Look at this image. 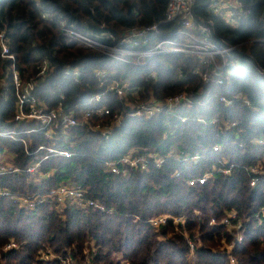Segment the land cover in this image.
I'll list each match as a JSON object with an SVG mask.
<instances>
[{
  "label": "trees",
  "instance_id": "trees-1",
  "mask_svg": "<svg viewBox=\"0 0 264 264\" xmlns=\"http://www.w3.org/2000/svg\"><path fill=\"white\" fill-rule=\"evenodd\" d=\"M244 1L253 15L238 28L231 29L215 19L214 42L218 45L264 38V26L259 21L264 0ZM168 2L0 0V33L5 32L9 38L22 81L37 77L44 58L51 63L50 72L34 91L37 101L49 109L62 104L80 118L96 107L90 103L94 94L125 80L132 88H142L141 100L150 94L160 100L188 92L196 103L192 108L165 110L141 121L128 116L125 101L111 92L98 107L122 115V121L108 140L82 127L60 128L54 139L48 140L43 131L25 133L37 124L14 121L17 97L12 62L0 58V132L16 131L32 152L28 156L20 141L0 138V168L7 157L13 158L19 169L18 173L0 175V191L42 195L61 184L77 185L88 198L112 210L68 205L59 211L52 203L27 210L12 199L0 197V264H86L88 260L91 264H230L226 255L212 251L214 246L219 247L222 236L228 235L226 227L211 228L209 222L213 217L222 221L231 211L245 221L244 243L234 251L238 264H264V219H255L264 207V182L252 188L246 170L264 158V146L257 144L264 139V46L243 47L237 54L241 67L233 68L229 83L221 86L206 84L192 75L194 69L203 68L195 57L162 56L143 68L136 67L68 42L54 20L62 16L68 26L88 34L101 32L104 25V30L120 39L134 27L161 22ZM206 9L207 1L199 2L195 13L207 15ZM68 69L81 72L79 83L66 75ZM95 71H105L109 76L100 80L94 77ZM152 73L157 74L156 79L150 78ZM2 81L6 86L1 87ZM221 95L237 100L232 107H225L218 103ZM102 121L112 122L113 115ZM217 145L221 152L213 151ZM40 146L70 151L73 156L36 152ZM133 150L153 151L159 156L199 152L203 157L197 165L169 158L159 168L151 165L146 172L130 170L125 176L109 171L108 163ZM222 157L238 166L230 177L217 174L204 185L188 184L211 172ZM39 162L37 173L47 177L36 185L34 175L27 170ZM161 215L184 217L186 226L177 230L169 221L157 232L149 221ZM162 236L165 240H160ZM189 239L197 245L192 257ZM11 243H16L17 249H7ZM49 253L60 260L42 259Z\"/></svg>",
  "mask_w": 264,
  "mask_h": 264
},
{
  "label": "built area",
  "instance_id": "built-area-1",
  "mask_svg": "<svg viewBox=\"0 0 264 264\" xmlns=\"http://www.w3.org/2000/svg\"><path fill=\"white\" fill-rule=\"evenodd\" d=\"M207 1V15L197 16L195 7L199 2ZM253 15L252 8L244 0H169L164 19L159 23L143 27H134L126 32L120 39L110 31L104 30L99 33H84L73 26H68L62 16L54 20L60 25L61 36L70 43H75L87 50L101 52L116 61H122L136 67H145L152 59L162 56L182 55L186 57H195L203 68H196L192 75L198 76L206 84H215L224 86L229 83V73L233 68L241 67L240 58L237 54L242 48L249 45L264 46V38H255L228 46H220L214 42L215 19L224 22L231 29L238 28L242 22L248 21ZM50 18V15H45ZM260 23L264 26V10L259 17ZM0 58L12 62L11 71L13 73V82L17 97V110L14 121L22 124H37L27 130L26 134L43 131L46 139L52 140L56 136V131L62 128L68 130L72 128H85L88 131L99 134L103 139L108 140L122 121V115L113 114L109 108L98 107L106 96L114 92L118 97L125 101L127 115L135 119L144 121L150 120L165 110L176 112L180 107L192 108L195 105V99L188 92H182L168 96L164 99H157L153 94L146 100H141L140 93L142 88H132L128 80L115 81L103 91L94 94L90 103L96 107L83 112L80 118H77L73 111L68 110L62 104L55 109H49L44 104L37 101L34 91L38 84L43 81L50 72L51 63L48 59L41 61L39 72L36 78L23 82L15 67V55L12 53L9 38L5 32L0 33ZM182 75V72H179ZM264 76V70L261 71ZM66 75H72L75 82L79 83L81 72L78 69L66 71ZM109 75L105 71H95L94 77L100 80ZM150 78L156 79L157 74L152 73ZM6 86V82H1V87ZM147 96V95H146ZM63 98V97H62ZM218 103L225 107H232L237 98L221 95L217 97ZM246 105H250L248 100H244ZM113 115L112 122L102 121L105 117ZM95 119L99 121H95ZM183 122L185 118L181 119ZM227 125V127L235 126ZM1 137H8L15 141H20L26 146V153L32 156L28 148V142L19 138L16 131L0 132ZM257 144L264 146V139H259ZM48 150L50 154L71 158L73 154L70 151H58L45 146H40L36 152ZM221 146L213 147L214 152H221ZM8 156V155H7ZM203 155L199 152L195 154H186L184 152H173L169 156H159L153 151L133 150L128 155L123 156L118 161L108 163V169L116 175H127L130 170L146 172L151 165L161 167L169 158L174 161L197 165ZM47 158V157H46ZM45 158V159H46ZM41 162L33 165L27 171L34 175L36 185L46 179L47 175L37 173ZM238 168L234 163H230L225 158H219L211 172L202 177L194 178L188 181L190 186L197 183L204 185L207 181L214 178L217 174L230 177ZM251 175V187L255 188L259 183L264 182V158L258 160L255 165L246 168ZM11 172L18 173L12 159L4 158L0 168V175H7ZM180 174L177 173L176 176ZM0 197L12 199L22 208L34 210L40 205L52 203L57 206L59 211H63L68 205H76L80 208H91L101 212H112L107 210L100 202L87 197L86 192L81 186L71 184H61L52 188L46 194L38 195H13L8 190L0 191ZM199 214V213H197ZM255 219L261 221L264 219V207L255 215ZM169 221H172L177 230L184 229L186 219L184 217H173L161 215L149 221V224L159 232ZM250 218L246 220L247 223ZM245 221L239 217L238 212L231 211L226 214L222 221L211 218L209 225L211 228L220 226L226 227L228 235L222 236L220 245L213 252L224 254L228 257L230 264H238L234 255L236 247L242 246L245 235ZM185 236L186 233H184ZM160 240H165L162 236ZM190 256L192 257L197 249V245L189 239ZM7 249H17L16 243H11ZM42 259L47 261L60 260L59 257L49 253L43 254ZM69 261H62L67 264ZM70 263L73 264L72 261ZM89 264H91L89 262Z\"/></svg>",
  "mask_w": 264,
  "mask_h": 264
},
{
  "label": "rangeland",
  "instance_id": "rangeland-1",
  "mask_svg": "<svg viewBox=\"0 0 264 264\" xmlns=\"http://www.w3.org/2000/svg\"><path fill=\"white\" fill-rule=\"evenodd\" d=\"M169 236H170V235H169ZM169 236H168V237H169ZM222 238H223V237H222ZM193 242H194V241H193ZM194 243H195V242H194ZM219 243H220V242H219ZM217 247H218V245H217ZM212 248H213V247H212ZM214 249H216V247H215V246H214ZM43 253H45V252H43ZM236 259H237V258H236ZM88 261H89V260H88ZM88 261L86 262V264H89V262H88ZM237 261H238V260H237ZM192 264H193V263H192Z\"/></svg>",
  "mask_w": 264,
  "mask_h": 264
}]
</instances>
